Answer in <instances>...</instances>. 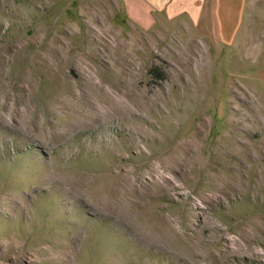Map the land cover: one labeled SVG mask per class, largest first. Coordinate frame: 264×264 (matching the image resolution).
Listing matches in <instances>:
<instances>
[{"label":"rangeland","instance_id":"rangeland-1","mask_svg":"<svg viewBox=\"0 0 264 264\" xmlns=\"http://www.w3.org/2000/svg\"><path fill=\"white\" fill-rule=\"evenodd\" d=\"M127 17L0 0V264H264V22Z\"/></svg>","mask_w":264,"mask_h":264},{"label":"crops","instance_id":"crops-1","mask_svg":"<svg viewBox=\"0 0 264 264\" xmlns=\"http://www.w3.org/2000/svg\"><path fill=\"white\" fill-rule=\"evenodd\" d=\"M139 26L161 21L199 35L206 44L237 45L248 21L264 22V0H119Z\"/></svg>","mask_w":264,"mask_h":264},{"label":"bare ground","instance_id":"bare-ground-1","mask_svg":"<svg viewBox=\"0 0 264 264\" xmlns=\"http://www.w3.org/2000/svg\"><path fill=\"white\" fill-rule=\"evenodd\" d=\"M110 103H112V101H110ZM98 105V104H97ZM114 105H115V103H114ZM117 106V108H120L121 106L120 105H116ZM121 109V108H120ZM118 110V109H117ZM92 111L96 114V116H98V118L100 119V118H108V116H109V112L108 111H106V112H100V110H99V108H98V106H93V109H92ZM91 111V112H92Z\"/></svg>","mask_w":264,"mask_h":264}]
</instances>
